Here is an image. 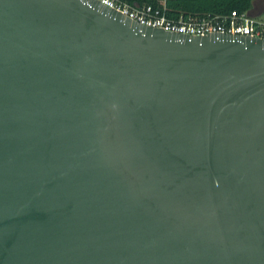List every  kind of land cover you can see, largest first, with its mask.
<instances>
[{
  "label": "water",
  "instance_id": "water-1",
  "mask_svg": "<svg viewBox=\"0 0 264 264\" xmlns=\"http://www.w3.org/2000/svg\"><path fill=\"white\" fill-rule=\"evenodd\" d=\"M0 264H264V39L0 0Z\"/></svg>",
  "mask_w": 264,
  "mask_h": 264
},
{
  "label": "built area",
  "instance_id": "built-area-1",
  "mask_svg": "<svg viewBox=\"0 0 264 264\" xmlns=\"http://www.w3.org/2000/svg\"><path fill=\"white\" fill-rule=\"evenodd\" d=\"M98 2L130 17L142 24L161 27L180 33L201 35L208 31L245 35L264 39V18L251 13L250 10L230 9L226 13L203 15L179 14L177 18L164 14V5H131L120 0H97Z\"/></svg>",
  "mask_w": 264,
  "mask_h": 264
},
{
  "label": "trees",
  "instance_id": "trees-1",
  "mask_svg": "<svg viewBox=\"0 0 264 264\" xmlns=\"http://www.w3.org/2000/svg\"><path fill=\"white\" fill-rule=\"evenodd\" d=\"M131 5L151 4L164 5V14L167 17L177 18L179 14H214L226 13L230 9L251 10L253 0H120Z\"/></svg>",
  "mask_w": 264,
  "mask_h": 264
},
{
  "label": "rangeland",
  "instance_id": "rangeland-1",
  "mask_svg": "<svg viewBox=\"0 0 264 264\" xmlns=\"http://www.w3.org/2000/svg\"><path fill=\"white\" fill-rule=\"evenodd\" d=\"M250 12L256 14L258 17L264 18V0H253V6Z\"/></svg>",
  "mask_w": 264,
  "mask_h": 264
}]
</instances>
